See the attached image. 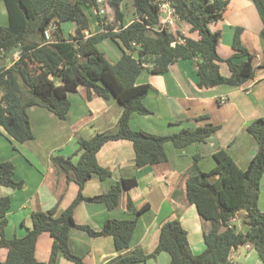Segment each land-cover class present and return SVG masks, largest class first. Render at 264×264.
Returning <instances> with one entry per match:
<instances>
[{
  "label": "trees",
  "instance_id": "trees-1",
  "mask_svg": "<svg viewBox=\"0 0 264 264\" xmlns=\"http://www.w3.org/2000/svg\"><path fill=\"white\" fill-rule=\"evenodd\" d=\"M124 1L108 0L120 22L118 28L106 24L105 17L98 12L101 30L87 35L86 31L90 29L87 10L96 8L100 11L98 0H4L8 22L0 25V128L10 138L22 143L34 137L27 111L32 105L44 106L65 119L71 109L69 93L76 92L81 85L87 87L89 95H113L124 111L116 133H97L90 139L80 140L77 153L81 152V155L76 163L62 155L51 158L53 165L80 187L74 202L59 216H55L56 207L35 211L32 213L33 226L26 234L8 238L5 229L11 198L0 196V248L8 249L7 259L0 264H55L60 252L76 264H85L69 248V232L73 227L84 228L93 236L111 235L117 250L128 248L138 215L148 205L137 208L128 197L127 207L136 216L108 219L100 231L77 225L73 217L74 207L80 201L102 202L113 209L119 205L123 191L137 185V178L133 176L116 182L106 193L92 197L83 195V187L93 174L102 180L112 175L111 170L97 160L101 147L109 140L132 141L136 167L140 168L166 161L167 142L184 147L206 141L218 129L217 125L206 124L196 129L183 128L170 135L132 130L133 113H150L143 99L151 85L137 82L144 64L152 65V73L163 74L178 59L196 58L197 85L201 88L220 84L241 86L254 76L253 55L241 42V28L234 36V55L222 58L218 53L221 33L212 31L209 25L223 17L228 0H170L181 19L190 23L191 30L200 35L199 39L186 37L183 42L174 33L152 30L159 21L158 5L154 0H133L137 18L125 26L121 7ZM254 2L264 23V0ZM65 22L75 24L73 33L64 32L62 24ZM106 39L115 41L122 50L115 63L98 47ZM240 57L246 59L237 61ZM3 59H10L12 64H1ZM221 62L229 66L230 76L221 73ZM247 130L258 142V150L247 168H240L225 149H220L214 154L217 162L214 168L187 180L189 202L211 222V229L204 235L205 249L201 253L192 251L188 231L180 220L173 219L161 225L159 242L152 253L134 249L106 264H136L161 251L170 254V264H234L232 253L244 245L255 248L264 264V212L258 206L264 174V119H255ZM14 170L12 161L0 162V186L22 187L23 181L13 178ZM241 212H244L245 231L237 230L233 224ZM44 232L53 238L47 263L37 260L35 255L37 239Z\"/></svg>",
  "mask_w": 264,
  "mask_h": 264
},
{
  "label": "crops",
  "instance_id": "crops-1",
  "mask_svg": "<svg viewBox=\"0 0 264 264\" xmlns=\"http://www.w3.org/2000/svg\"><path fill=\"white\" fill-rule=\"evenodd\" d=\"M104 4H108L107 0H103L100 6ZM92 11L98 17L97 9L93 8ZM136 16L125 22L124 15L123 24L127 26ZM70 26L69 29L64 27L66 34L73 33L76 28L75 24ZM177 26L179 30H184L187 37L200 38L187 21L178 22ZM209 26L212 31L221 33L217 50L222 58L234 55V36L238 28L242 29L241 42L253 55V78L241 86L220 84L201 88L197 85L196 58L178 59L163 74L152 73V65L144 64L137 82L151 85L143 99L150 113H133L130 119L132 130L170 135L183 128L196 129L206 124L219 127L203 142L184 147L167 142L166 161L140 168L136 167L132 141L109 140L101 147L97 160L100 165L110 169L112 175L102 180L99 175L93 174L83 187V195L92 197L106 193L116 182L133 176L137 178V185L123 191L119 205L113 209L102 202L80 201L73 210L77 225H87L100 231L108 219L134 218L136 215L127 207L128 197L137 208L144 205H148V208L138 215L131 244L122 250H117L111 235L93 236L84 228L73 227L69 232V248L85 264H106L130 254L134 249L152 253L159 242L161 225L173 219L180 220L188 231L193 252L201 253L205 249L204 235L211 229V222L204 219L189 202L187 180L201 171L214 168L217 164L214 154L220 149H225L242 169L248 167L257 152L258 142L247 127L255 119H264V23L254 0H228L223 17ZM100 30L97 19L95 26L91 25L86 34ZM110 53L114 57L112 63H115L121 57L122 50L119 54ZM14 57L18 58L17 53ZM245 59L240 57L237 61ZM220 71L224 76L231 74L226 62H221ZM0 94L2 96L1 90ZM69 98L71 109L65 119L41 105L28 107L34 133V137L28 141L16 142L0 128V162L12 161L15 165L14 180L23 181L20 188L0 186V196L11 198L5 229L8 238L26 234L27 229L33 226V212L49 211L56 207L55 216H59L78 196V183L68 180L67 174L53 165L51 158L54 155L71 158L76 163L81 155V152L77 153L81 139H90L97 133H116L119 129L124 107L113 95H89L87 87L81 85L76 92L69 93ZM258 206L264 212V174ZM52 245L53 238L48 232L40 234L35 251L37 260L47 263ZM239 250L240 247L231 255L234 264L238 263ZM7 256L8 249L0 248V263ZM170 263V254L161 251L136 264ZM55 264L76 263L60 252Z\"/></svg>",
  "mask_w": 264,
  "mask_h": 264
},
{
  "label": "rangeland",
  "instance_id": "rangeland-1",
  "mask_svg": "<svg viewBox=\"0 0 264 264\" xmlns=\"http://www.w3.org/2000/svg\"><path fill=\"white\" fill-rule=\"evenodd\" d=\"M108 4H104L101 8L104 9V13H101L102 18L105 17V22L106 24H111L113 27L118 28L119 27V20L116 18V14L114 9L111 7L107 0ZM122 10L124 11L125 15V22H128L132 20L136 16V9L133 3V0H125L122 3ZM93 9L87 10V15L90 19V24L92 27L95 26L96 21L98 17L95 16V14L92 11ZM137 17V16H136ZM8 22V16H7V11L5 7L4 0H0V25H6ZM73 25V22H65L62 24L63 28H68L71 27L70 25ZM90 25V26H91ZM67 29V30H68ZM98 29V28H97ZM52 30V29H49ZM96 31V28L94 29ZM99 49L105 53V55L108 57V59L112 62L114 60V57L111 55L110 52L113 54H119L121 53V48L120 46L113 40L111 39H106L103 42L98 44ZM11 62L10 59H3L1 60V64H9ZM1 96V94H0ZM244 216V212H241L238 214L236 219L233 221V224L236 225L237 230L239 231H245L246 227L243 224L242 218ZM193 251V250H192ZM236 257V256H235ZM237 264H260V258L258 255V252L255 248H247V246H241L240 250L237 252Z\"/></svg>",
  "mask_w": 264,
  "mask_h": 264
},
{
  "label": "built area",
  "instance_id": "built-area-1",
  "mask_svg": "<svg viewBox=\"0 0 264 264\" xmlns=\"http://www.w3.org/2000/svg\"><path fill=\"white\" fill-rule=\"evenodd\" d=\"M158 5L159 21L152 28L155 32L168 31L174 33L178 36L179 41L183 42L186 39L184 30H179L177 23L183 21L181 17L177 14L176 8L173 6L170 0H154ZM102 3L103 0H98ZM104 13V9L97 10V13ZM180 33V35H178ZM18 57V54H17Z\"/></svg>",
  "mask_w": 264,
  "mask_h": 264
}]
</instances>
